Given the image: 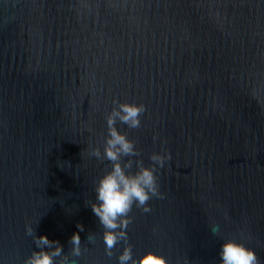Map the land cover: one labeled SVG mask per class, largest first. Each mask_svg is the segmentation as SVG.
Returning a JSON list of instances; mask_svg holds the SVG:
<instances>
[{"label": "water", "instance_id": "95a60500", "mask_svg": "<svg viewBox=\"0 0 264 264\" xmlns=\"http://www.w3.org/2000/svg\"><path fill=\"white\" fill-rule=\"evenodd\" d=\"M116 99L147 108L117 124L143 162L171 154L162 198L129 213L133 254L220 264L232 237L264 264V0H0V264L37 247L29 223L77 264H116L88 203Z\"/></svg>", "mask_w": 264, "mask_h": 264}, {"label": "clouds", "instance_id": "9594fccd", "mask_svg": "<svg viewBox=\"0 0 264 264\" xmlns=\"http://www.w3.org/2000/svg\"><path fill=\"white\" fill-rule=\"evenodd\" d=\"M113 104L114 107L105 116L103 151L100 147H93L90 153L99 161L110 162V167H106L94 182L95 199L88 202L103 228L105 254L111 257L114 254L113 249L123 242L124 246L117 255L116 264H168L162 253L151 249L135 256L131 245L127 243V229L131 223L129 213L133 206L149 213V201L153 197L162 198L157 172L165 167L171 154L154 151L149 155L151 163L145 164L135 142L117 124L119 122L129 128H139L140 117L146 112V106L143 103L118 99ZM124 157L128 159H123L122 162ZM225 219H229L227 214ZM209 228L214 236H222L219 223L213 222ZM77 229L83 231V224L77 222ZM25 231L32 236L37 247L25 256L22 264H77L76 260H69L58 240H51L44 233L37 235L30 223L25 225ZM88 240L91 243L95 241L94 233H89ZM70 241L72 256L79 257L82 254L79 231L72 233ZM219 256L220 264H260L254 248L246 245L243 240L232 237L222 239Z\"/></svg>", "mask_w": 264, "mask_h": 264}, {"label": "flooded vegetation", "instance_id": "af4514ba", "mask_svg": "<svg viewBox=\"0 0 264 264\" xmlns=\"http://www.w3.org/2000/svg\"><path fill=\"white\" fill-rule=\"evenodd\" d=\"M163 254V253H162Z\"/></svg>", "mask_w": 264, "mask_h": 264}]
</instances>
